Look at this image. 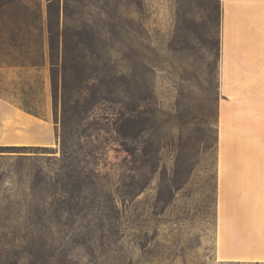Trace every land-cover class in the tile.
<instances>
[{"label": "rangeland", "instance_id": "374dc122", "mask_svg": "<svg viewBox=\"0 0 264 264\" xmlns=\"http://www.w3.org/2000/svg\"><path fill=\"white\" fill-rule=\"evenodd\" d=\"M24 1L35 13L26 35L44 45L22 55L41 53L43 62L19 66L25 58L4 44L17 28L6 30L10 16L0 11V100L38 119V143H0V264H264L230 261L220 250L217 0H123L117 9H84V27H93L103 49L100 66L112 83L140 90V156L129 154L114 129L97 131L92 145L77 142L79 162L68 170L59 163L48 0ZM40 10L41 26L38 16L34 21ZM21 103L36 104L40 115ZM0 124L9 131L20 121L6 113ZM90 168L99 177L85 179L86 194L68 186L64 172L85 176Z\"/></svg>", "mask_w": 264, "mask_h": 264}, {"label": "crops", "instance_id": "0c3cea01", "mask_svg": "<svg viewBox=\"0 0 264 264\" xmlns=\"http://www.w3.org/2000/svg\"><path fill=\"white\" fill-rule=\"evenodd\" d=\"M217 2L220 250L230 261H264V0ZM34 118L0 130V143L37 145Z\"/></svg>", "mask_w": 264, "mask_h": 264}, {"label": "trees", "instance_id": "16d2710c", "mask_svg": "<svg viewBox=\"0 0 264 264\" xmlns=\"http://www.w3.org/2000/svg\"><path fill=\"white\" fill-rule=\"evenodd\" d=\"M122 1L48 0L46 22L57 121L61 108L62 156L59 159L61 169L68 170L76 166V162L79 160L77 161V157H75L77 152L74 147L82 139L87 140L85 146L92 145L93 133L97 131L114 129L122 137L129 154L135 159L140 156L138 142L143 122L139 106L140 99L138 98L140 90L136 86L124 87L112 83L115 77L99 64L103 59L100 54L103 49L100 47L99 36L93 27L85 28L89 25H86L84 20L85 8L94 6L100 11H108L107 8L117 9ZM0 11L10 16V22L6 23L5 29L8 30L11 26L17 28V34H12L11 31V38L4 44L14 47L21 54L20 57L25 58L19 66L24 68L41 67L43 54L39 53L33 58H28L29 56L26 54L22 55L23 51H27L34 44L40 48L44 45L43 39L30 40L26 35L30 25L28 19L32 20L35 15L27 1L1 0ZM37 16L41 26L45 19L41 10L34 17V21L37 20ZM87 16L91 19L89 21L95 24V20H92L94 15L88 13ZM118 28L120 32H117L116 36L120 37L123 35L124 28L120 26ZM21 107L31 114L40 115L39 107L36 104L21 103ZM89 171L88 175H79L78 177L64 172V175L69 177L68 186L80 194H86L88 191L85 185L86 180L93 181L99 177V174L93 169L90 168ZM63 183L64 179H62ZM64 189V192L67 193V189ZM81 199L86 200L87 198ZM40 254V249H37L36 255Z\"/></svg>", "mask_w": 264, "mask_h": 264}, {"label": "bare ground", "instance_id": "6f19581e", "mask_svg": "<svg viewBox=\"0 0 264 264\" xmlns=\"http://www.w3.org/2000/svg\"><path fill=\"white\" fill-rule=\"evenodd\" d=\"M12 108H14L16 111H17V113H15L14 111L12 112V111H10V110H8L7 108H0V112L2 113V115H4V114H9L10 115V118H13V119H16V118H18V119H22V117H23V119H24V116H29V117H31V115H29V114H27V113H25L24 111H22V110H20V109H18V108H15V107H13V106H11ZM1 115V116H2ZM32 118H33V116H32ZM35 119V121L37 122V125H38V119L37 118H34ZM52 134V132L50 131V132H48V136L50 135V136H52L51 135ZM20 140H24V137L23 138H21Z\"/></svg>", "mask_w": 264, "mask_h": 264}]
</instances>
